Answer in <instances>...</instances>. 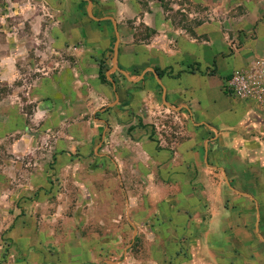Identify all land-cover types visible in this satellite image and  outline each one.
Segmentation results:
<instances>
[{
	"label": "rangeland",
	"instance_id": "1",
	"mask_svg": "<svg viewBox=\"0 0 264 264\" xmlns=\"http://www.w3.org/2000/svg\"><path fill=\"white\" fill-rule=\"evenodd\" d=\"M125 1L131 7L130 0H92V9L116 20L111 13ZM161 2L166 16L188 32L200 21L238 20L247 12L245 0ZM87 6L86 0H0V264H179L176 254L192 256L189 237L155 238L153 251L145 221L132 238L128 216L151 217L158 197L147 189L145 174L117 172L108 131L96 119L104 112L69 101L75 95L69 87L50 83L67 56L83 52L74 28L93 21ZM139 28L142 37L150 35ZM170 116L160 117L159 132L169 143L184 130ZM155 136L152 130L150 139ZM258 150L248 173L226 172L229 184L222 172L211 173L231 215L229 226L219 228L234 233L213 239L229 264H264V145Z\"/></svg>",
	"mask_w": 264,
	"mask_h": 264
},
{
	"label": "crops",
	"instance_id": "2",
	"mask_svg": "<svg viewBox=\"0 0 264 264\" xmlns=\"http://www.w3.org/2000/svg\"><path fill=\"white\" fill-rule=\"evenodd\" d=\"M130 2L131 7L125 1L111 13L119 32L118 70L107 76L113 66V24L92 18L74 28L82 36L83 52L67 56L50 83L69 87L65 90L75 94L69 101L78 99L93 112H104L96 119L108 131L117 172L145 174L147 189L158 197L151 217L128 216L133 240L142 231L140 222L147 221L153 251L155 238L185 236L192 256L176 254L179 264H229L220 259L213 239L234 233L226 228L231 215L211 173L246 174L261 156L264 101L235 94L228 82L237 72L256 70L258 64L264 72V0H245L243 18L212 17L190 32L166 16L161 0H149L148 5ZM93 9L97 18L111 17L96 15ZM139 26L150 35H139ZM100 65L107 69L109 82L101 80ZM46 81L42 78L37 84L45 86ZM171 111V120L179 121L184 130L169 143L159 132L160 117ZM208 159L215 163L208 164ZM155 188L162 193L156 196ZM135 204L144 202L136 198ZM238 231L245 238L246 233Z\"/></svg>",
	"mask_w": 264,
	"mask_h": 264
},
{
	"label": "built area",
	"instance_id": "3",
	"mask_svg": "<svg viewBox=\"0 0 264 264\" xmlns=\"http://www.w3.org/2000/svg\"><path fill=\"white\" fill-rule=\"evenodd\" d=\"M262 64L256 65V70L237 72L229 80L228 86L235 94L251 98L257 102L264 101V72L259 68Z\"/></svg>",
	"mask_w": 264,
	"mask_h": 264
},
{
	"label": "water",
	"instance_id": "4",
	"mask_svg": "<svg viewBox=\"0 0 264 264\" xmlns=\"http://www.w3.org/2000/svg\"><path fill=\"white\" fill-rule=\"evenodd\" d=\"M88 2V6H87V13L88 15L95 19V20H101V19H109L111 20L112 24H113V27H114V31H115V35H116V40H115V43H114V47H113V57H112V68L110 70L109 73H107V76L110 77V73L115 71V70H118V65H117V56H118V49H119V32H118V27H117V23H116V20L112 17H103V18H97L94 13H93V9H92V0H86ZM225 177V180L226 182L228 183L227 181V176L226 174L224 175ZM134 234H136V231H134ZM260 237L262 238V236L260 235Z\"/></svg>",
	"mask_w": 264,
	"mask_h": 264
},
{
	"label": "trees",
	"instance_id": "5",
	"mask_svg": "<svg viewBox=\"0 0 264 264\" xmlns=\"http://www.w3.org/2000/svg\"><path fill=\"white\" fill-rule=\"evenodd\" d=\"M93 12H94V14H95L94 9H93ZM114 39H115V36H114ZM103 68H104V66H103V65H100V70H99L100 78H101L102 81H107V77H106L105 73L103 72ZM156 73H157L159 76L162 75V71H160V70H156Z\"/></svg>",
	"mask_w": 264,
	"mask_h": 264
}]
</instances>
